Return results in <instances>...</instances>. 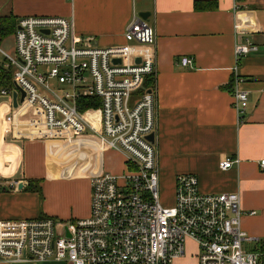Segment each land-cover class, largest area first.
Returning a JSON list of instances; mask_svg holds the SVG:
<instances>
[{"label": "built area", "instance_id": "2783aa9c", "mask_svg": "<svg viewBox=\"0 0 264 264\" xmlns=\"http://www.w3.org/2000/svg\"><path fill=\"white\" fill-rule=\"evenodd\" d=\"M12 38V52L0 38V97L12 102L17 94L11 134L65 140L93 134L105 149L124 155L125 171L91 179L87 218L0 220L1 263L171 264L191 240L198 264H264V244L241 229L237 193H202L194 175L181 174L174 204L161 202L156 99L151 91L138 93L154 73V35L146 21L134 16L124 33L127 44L113 48L78 40L64 18H21ZM256 50L244 40L235 44L234 56L238 61ZM190 64L188 58L179 61ZM233 106L240 119L247 94L234 91ZM90 114H98L97 125ZM239 162L226 159L219 168Z\"/></svg>", "mask_w": 264, "mask_h": 264}, {"label": "crops", "instance_id": "0c3cea01", "mask_svg": "<svg viewBox=\"0 0 264 264\" xmlns=\"http://www.w3.org/2000/svg\"><path fill=\"white\" fill-rule=\"evenodd\" d=\"M195 1L205 8L196 9ZM140 13L149 14L154 35V73L143 82L152 81L145 91L156 99L161 202L174 204L178 175H194L202 193H237L241 229L264 244V0H0V17L64 18L78 40L92 38L98 48L126 45L125 30ZM8 39L13 48L12 35L1 43ZM244 40L257 50L237 61L234 46ZM182 58L191 60L189 67L179 65ZM236 90L247 94L240 119ZM11 110L9 99L8 120L0 119V220L87 218L91 179L120 176L124 155L85 134L77 166L62 167L50 152L60 139L14 137ZM226 159L240 162L223 171ZM35 184L39 192L27 190ZM197 258L196 244L187 240L171 264H198Z\"/></svg>", "mask_w": 264, "mask_h": 264}, {"label": "rangeland", "instance_id": "374dc122", "mask_svg": "<svg viewBox=\"0 0 264 264\" xmlns=\"http://www.w3.org/2000/svg\"><path fill=\"white\" fill-rule=\"evenodd\" d=\"M1 46L8 52H12V40L8 39L4 41ZM91 115V114H90ZM7 117V118H6ZM9 117V97H0V119L8 120ZM94 117H96L94 119ZM92 124L97 125L98 114L96 116H90ZM80 137H77L74 141H66L65 139L58 140V143L52 145L50 148V152L54 158H58L62 167H70L72 166V162L74 164V168L77 166V160L80 159L79 155L76 156V153L80 151V147H77L78 141ZM124 173V172H123ZM122 173V174H123ZM120 174V175H122Z\"/></svg>", "mask_w": 264, "mask_h": 264}, {"label": "trees", "instance_id": "16d2710c", "mask_svg": "<svg viewBox=\"0 0 264 264\" xmlns=\"http://www.w3.org/2000/svg\"><path fill=\"white\" fill-rule=\"evenodd\" d=\"M202 1H195L194 3V7L196 9H204L205 7L201 5ZM17 20L12 17V16H8V17H0V38H7L11 35H13V33L15 32L16 29V22ZM152 87V81H148V82H143L142 87L140 88V90L138 91V93H142L143 91L147 90L148 88ZM87 103V102H85ZM91 101L89 103H87V105H90ZM28 191H37L39 192V186L32 185V186H28L27 187Z\"/></svg>", "mask_w": 264, "mask_h": 264}, {"label": "water", "instance_id": "95a60500", "mask_svg": "<svg viewBox=\"0 0 264 264\" xmlns=\"http://www.w3.org/2000/svg\"><path fill=\"white\" fill-rule=\"evenodd\" d=\"M138 17H139L142 21H146V22H147L148 17H149V14L140 13V14H138ZM135 62H136V64H139L140 59H137ZM113 63H114V64H119L120 61H119V60H113ZM23 97H24V95L21 94L19 101H21V100L23 99ZM16 98H17V94H16V93H13V94H12V102H13V107H14V108L17 106ZM147 139H148V141H149L150 143H152V144L154 143V136H153L152 134H151ZM19 188H21V186H19Z\"/></svg>", "mask_w": 264, "mask_h": 264}]
</instances>
